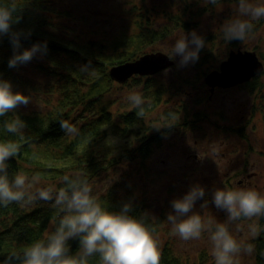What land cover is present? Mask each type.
I'll return each mask as SVG.
<instances>
[{
	"label": "trees",
	"instance_id": "obj_1",
	"mask_svg": "<svg viewBox=\"0 0 264 264\" xmlns=\"http://www.w3.org/2000/svg\"><path fill=\"white\" fill-rule=\"evenodd\" d=\"M15 2L23 10L20 23L13 25V28L31 33L27 37L21 36V50L30 48L34 43H46L47 52L43 56H35L27 64L9 68L12 46L8 36L0 39V74L12 82L14 90L30 94L31 97V103L21 105L17 110L28 125L22 140L6 133L3 128L5 118H0V139H16L21 144L18 155L9 161L10 174L23 171L29 176L38 175L48 181L47 185L60 187L65 174L83 172L93 187V194L105 206L119 210L123 203L131 202L134 214H145L157 234L163 217H153L149 201L137 192L138 184H134V178L148 167L147 161L157 148L164 146L167 133L175 129L179 122L188 129L199 120L198 112H192L190 105L183 100L181 104L170 103L161 114L158 111L166 92L181 95L182 88L193 82L185 76L171 80L167 86L163 82L158 83L155 76L135 75L134 84L125 86L135 87L142 83L140 93L145 100L144 112L138 117L130 102L117 93L116 90L125 86L121 87L120 84L121 88H115L118 82L111 76L110 69L140 59L147 54L145 48L153 42L177 28H190L195 21L185 20L179 15L171 16L172 24L164 26L162 30L153 27L144 30L140 23V32L130 38L121 35L106 41L84 38L75 31L69 23L72 10L62 5L60 0ZM190 8L184 7L183 14L187 15ZM208 40L212 41L210 37ZM232 44L236 42L232 41ZM202 54L197 66L206 79L208 73L220 69L224 60L215 68L208 69L204 65L213 55L210 52ZM88 63L92 70L87 73L80 71L79 67ZM202 77L198 76L199 79ZM258 79L244 83L243 87L249 88L260 98ZM178 81L186 85H178ZM221 89L218 87L216 91ZM188 94H191L189 98L195 104L204 99L190 92L185 96L188 97ZM153 114L157 115L155 119L152 118ZM177 117V120H173ZM61 120L74 125L78 133L71 135L63 132L59 123ZM166 125L172 126L159 131L153 128ZM237 131L243 133L244 128ZM115 172L120 174L115 175ZM104 176L109 183L101 185ZM59 214L51 203L39 200L24 206L15 203L0 206V261L11 251H20L32 241L42 238ZM257 220L258 226L264 229V218ZM250 243L254 245L256 264H264V231ZM69 244L73 251L79 247L78 239L70 240ZM161 253V264H207L205 253L199 260L189 259L168 243L161 245ZM91 264H99L98 257H92Z\"/></svg>",
	"mask_w": 264,
	"mask_h": 264
},
{
	"label": "rangeland",
	"instance_id": "obj_2",
	"mask_svg": "<svg viewBox=\"0 0 264 264\" xmlns=\"http://www.w3.org/2000/svg\"><path fill=\"white\" fill-rule=\"evenodd\" d=\"M62 5L72 10L73 29L82 34L84 38L92 37L99 40H112L123 35L125 38L140 32L141 23L145 28L153 27L158 30L172 24L171 16L179 15L185 20L195 21L190 28H177L173 33L152 43L145 51L170 52L174 37L179 34H190L193 30L202 35L206 41L202 53L210 52L205 67L215 66L226 60L231 51L238 49L254 50L261 60L264 52V20L255 22V28L250 37L244 42L234 41L236 44L221 39L220 25L226 18L235 15L233 6L235 0H223V8L217 11L211 5L205 6L202 0H60ZM184 7L190 8L187 15L183 14ZM208 37L212 41L208 40ZM144 51V52H145ZM176 63L153 76L159 82L169 86L171 80L179 77H189L193 84L186 85L178 81L183 92L181 95H172L166 92L164 102L158 108L159 114L171 104H181V101L190 105V110L198 112L199 119L195 126L183 127L179 122L177 127L167 133L164 146L157 148L153 157L147 161L148 167L136 174L134 184H138V193L149 201V210L153 217L162 216L163 224L156 234L160 244H170L179 254L189 259H198L206 254L207 264H214L211 255V243L208 233H203L201 239L183 241L171 232V225L166 220L167 214L172 211L171 201L183 196L190 186L199 183L205 188V198L209 207L203 210V215L214 216L223 221L226 213L215 208L212 204V191L214 187H254L264 193V72L257 76L261 85L260 98L253 94L249 88L239 86L222 88L218 92L210 90L202 77L197 62L187 66H179L180 57L173 58ZM202 78H198V76ZM152 76V77H153ZM134 76L129 81L122 83L134 84ZM254 79V78H253ZM263 82V83H262ZM117 83L115 88H121ZM142 83L135 87L125 86L116 90L121 97L133 92H142ZM191 85H195L192 87ZM177 93V90L175 91ZM187 92L194 93L195 97L202 96L201 103L195 104ZM257 107V108H256ZM118 109L120 107H117ZM256 108V109H255ZM182 115V114H181ZM157 115L153 114L152 118ZM179 117V116H178ZM175 118L173 120L178 119ZM193 124V125H194ZM244 128V132L237 130ZM115 172V175H119ZM41 178V177H40ZM41 178L37 187L47 184ZM107 177L101 179V185L108 184ZM99 185V183H98ZM100 186V185H99ZM100 189V188H98ZM97 189V190H98ZM145 194V196L143 195ZM203 200H197L196 210L200 211ZM258 223L241 220L233 222L230 230L237 239H244L250 243L249 224ZM241 230H237V225ZM258 225V224H257ZM254 251L252 254H242L240 264H256Z\"/></svg>",
	"mask_w": 264,
	"mask_h": 264
},
{
	"label": "clouds",
	"instance_id": "obj_3",
	"mask_svg": "<svg viewBox=\"0 0 264 264\" xmlns=\"http://www.w3.org/2000/svg\"><path fill=\"white\" fill-rule=\"evenodd\" d=\"M222 10L223 0H202ZM22 10L15 0H0V39L8 36L13 54L9 58V68H17L29 63L35 56L47 52V44L34 43L21 50V36L31 33L15 30ZM235 15L226 18L220 25L221 39L244 42L253 33L255 22L264 20V0H235ZM206 45L202 35L193 30L190 34H179L171 43L169 59L180 57L179 66H187L199 59V53ZM82 72H90V63L80 67ZM127 101L136 110L137 116L144 112V97L138 91L127 96ZM31 103L30 94L14 90L10 80L0 74V118L3 128L13 137H24L28 127L18 114L21 105ZM11 115V118L10 117ZM66 134L76 135L78 129L65 120L59 121ZM166 126H153L160 130ZM21 144L16 139H0V206L10 204L21 206L44 201L59 210L52 228L42 237L32 241L20 251H11L0 264H91L92 257H98L99 264H161V245L156 228L150 224L145 214H134L131 202H125L119 210L105 206L93 194V187L83 172H69L61 178L60 187L42 185L38 175L29 176L23 171L9 172V161L18 155ZM197 200H203L200 211L196 210ZM212 204L226 213L223 221L214 216L203 215L209 207L205 198V188L199 183L190 186L183 196L171 201L172 211L166 220L171 232L183 241L199 240L208 233L214 264H240L242 254H252L254 245L244 239H237L230 230L233 222L254 218H264V193L254 187H214ZM237 230L241 226L237 225ZM261 229L256 223L249 224V236L254 239ZM79 241L76 251L71 249L70 240Z\"/></svg>",
	"mask_w": 264,
	"mask_h": 264
},
{
	"label": "water",
	"instance_id": "obj_4",
	"mask_svg": "<svg viewBox=\"0 0 264 264\" xmlns=\"http://www.w3.org/2000/svg\"><path fill=\"white\" fill-rule=\"evenodd\" d=\"M168 53L158 51L142 55L138 60L113 66L111 76L119 83L129 81L132 76H153L168 67L174 66L175 59H169ZM220 65V69L207 74L206 84L211 87L212 93L219 88L229 89L250 82L264 72V62L254 50L238 49Z\"/></svg>",
	"mask_w": 264,
	"mask_h": 264
}]
</instances>
